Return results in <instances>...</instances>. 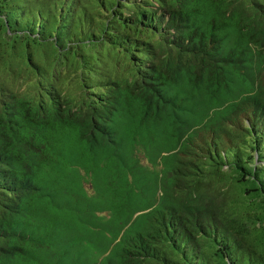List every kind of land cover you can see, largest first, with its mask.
<instances>
[{"label":"trees","instance_id":"1","mask_svg":"<svg viewBox=\"0 0 264 264\" xmlns=\"http://www.w3.org/2000/svg\"><path fill=\"white\" fill-rule=\"evenodd\" d=\"M0 264H264V0H0Z\"/></svg>","mask_w":264,"mask_h":264}]
</instances>
